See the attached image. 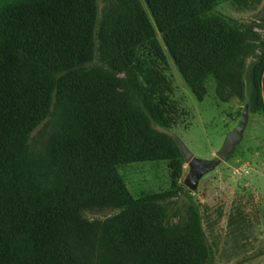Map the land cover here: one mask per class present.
<instances>
[{
  "label": "trees",
  "instance_id": "obj_1",
  "mask_svg": "<svg viewBox=\"0 0 264 264\" xmlns=\"http://www.w3.org/2000/svg\"><path fill=\"white\" fill-rule=\"evenodd\" d=\"M241 1L143 0L146 11L141 0H115L102 21L98 0L0 5V264H206L186 186L187 217L171 223L161 201L176 191L135 198L117 166L167 160L176 183L184 160L152 101L162 75L138 51L162 56L159 32L201 99L207 80L223 82L259 38L216 12ZM250 85L245 102L264 108V52ZM45 120L52 130L35 155L27 141ZM107 209L117 212L83 217Z\"/></svg>",
  "mask_w": 264,
  "mask_h": 264
},
{
  "label": "rangeland",
  "instance_id": "obj_2",
  "mask_svg": "<svg viewBox=\"0 0 264 264\" xmlns=\"http://www.w3.org/2000/svg\"><path fill=\"white\" fill-rule=\"evenodd\" d=\"M9 1L13 0H0V5ZM113 2L115 0H98L99 21L104 19ZM216 12L236 25L251 27L259 38L253 42L255 46L239 53L223 82L207 80L206 93L201 99L187 87L159 32L156 31V37L162 56H153L149 47L145 52L138 51L141 58L148 65L154 63L162 75L153 103L169 119L170 131L200 159L212 158L226 134L238 123L251 91V66L264 52V0L224 2ZM150 20L152 22L151 17ZM95 61L98 62V57ZM118 76L125 77V72H119ZM248 113L242 141L235 146L228 160L220 161L205 173L195 192L186 188L199 207L209 250L206 264H264V108L256 109L249 102ZM48 122L43 121L28 138V147L35 155L41 153V146L47 142L52 130ZM117 171L135 198L176 191L161 201L166 220L175 223L187 217L190 204L187 191L178 190L179 186H185L184 179L189 172L184 161L176 183L172 181L173 169L167 160L123 164L117 166ZM116 212L109 209L84 211L83 217L104 219Z\"/></svg>",
  "mask_w": 264,
  "mask_h": 264
},
{
  "label": "water",
  "instance_id": "obj_3",
  "mask_svg": "<svg viewBox=\"0 0 264 264\" xmlns=\"http://www.w3.org/2000/svg\"><path fill=\"white\" fill-rule=\"evenodd\" d=\"M248 110L249 105L247 102H245L238 123L226 134L222 145L215 152V155L210 159H200L194 157V155L188 150L181 139L176 134L169 131V135L177 144L184 162L189 166V172L184 179V185L191 192H195L197 190V185L200 178L205 173L212 170L220 161L228 160L231 153L234 151L235 146L242 141L244 129L248 121Z\"/></svg>",
  "mask_w": 264,
  "mask_h": 264
}]
</instances>
